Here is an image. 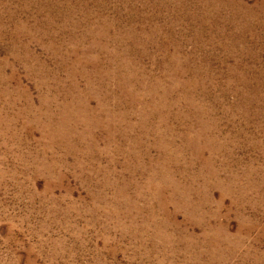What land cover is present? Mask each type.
I'll return each mask as SVG.
<instances>
[{"label": "rangeland", "instance_id": "rangeland-1", "mask_svg": "<svg viewBox=\"0 0 264 264\" xmlns=\"http://www.w3.org/2000/svg\"><path fill=\"white\" fill-rule=\"evenodd\" d=\"M0 264H264V0H0Z\"/></svg>", "mask_w": 264, "mask_h": 264}]
</instances>
